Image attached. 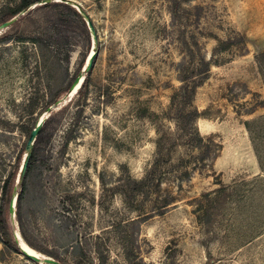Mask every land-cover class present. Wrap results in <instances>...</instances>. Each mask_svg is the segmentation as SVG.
<instances>
[{
  "label": "rangeland",
  "instance_id": "1",
  "mask_svg": "<svg viewBox=\"0 0 264 264\" xmlns=\"http://www.w3.org/2000/svg\"><path fill=\"white\" fill-rule=\"evenodd\" d=\"M74 1L97 42L64 0L0 32V206L7 183L10 201L21 192L30 129L46 114L0 264H52L26 256L17 232L63 264H264V0ZM16 2L0 0V20ZM235 36L187 107L202 113L198 146L172 100L180 65ZM161 137L157 179L138 185Z\"/></svg>",
  "mask_w": 264,
  "mask_h": 264
},
{
  "label": "trees",
  "instance_id": "2",
  "mask_svg": "<svg viewBox=\"0 0 264 264\" xmlns=\"http://www.w3.org/2000/svg\"><path fill=\"white\" fill-rule=\"evenodd\" d=\"M41 1L43 0H17V2L14 5L6 7L0 22H5L7 20H10L11 18L19 15L21 12L28 10L31 6L36 5L38 2ZM47 4L49 3H46V5ZM244 39L245 38L243 36H235L229 39L228 41L217 38L218 45L214 48V52L211 58L208 59L207 56L203 54V52H201L200 49L198 54L193 52H192L193 54L191 53L193 57L192 64H188V62H182L180 65L179 71H180V79L182 85L179 91L173 95L172 100H173V104H175L176 102L180 104V106L177 107V116L178 119L181 121L182 129L185 132H188L192 136L193 142L198 146H201L205 139V137L201 135L196 125V122L199 119V117L202 115V113L201 111H199L197 107H193L189 109L187 107L193 104V101L196 96L197 88L202 85V83L208 77L212 65L215 62H217L215 58L217 53L219 51L221 52L223 50H227L232 44H235V41H243ZM185 44L187 49H192V46L189 45L187 42H185ZM196 45L199 48L201 47L198 41L196 42ZM257 60L260 66L261 73L264 77V51L258 55ZM87 81H88V76L85 77L84 83L80 89L86 86ZM56 102H57L56 99L47 102L45 110H48L49 106L55 104ZM34 127L35 126H33L32 129H30V133ZM41 134H42V130L40 131L37 137L35 147L27 168L26 175L31 171L32 166L36 160L39 150V144L41 140ZM164 139H165L164 137H161L157 140L158 157L154 161L153 168L147 171L145 178L141 182H138V185H140L141 183L143 184L148 183L150 186V183H153L155 179H157L158 166L164 156L163 153ZM26 175L24 180L21 182V192L18 194V202H17V206L19 207L18 214H20V208L23 202V192L26 188ZM9 190H10V183H7L5 185L2 205L0 206V234L2 236L3 242L9 247L15 249L16 245L13 243V240L9 234L7 220H6V214H7L6 212L7 210H9L10 202H11L9 197Z\"/></svg>",
  "mask_w": 264,
  "mask_h": 264
},
{
  "label": "water",
  "instance_id": "3",
  "mask_svg": "<svg viewBox=\"0 0 264 264\" xmlns=\"http://www.w3.org/2000/svg\"><path fill=\"white\" fill-rule=\"evenodd\" d=\"M49 1H51V0H43L42 2L43 3H47ZM64 1L67 2V3L72 4V6L76 7L84 15V17L87 19V22H88V25H89V27L91 29V32L94 35V40L97 42V35H96V31H95L93 22L91 21L89 16L83 11L82 5L79 2H76L74 0H64ZM16 19H17V16L11 18L10 20H7V21L1 23L0 24V32L5 30L6 28L10 27L14 23V21ZM95 55H96V52H93L91 54L90 59H89V61L87 63V66H86V70L87 71H89L91 69V67L93 65V61H94ZM85 77H86L85 75L83 77V74L79 75L75 79V81H74V83H73V85L71 87V90L74 88V86L76 84H78L81 81V79H82V82H83L85 80ZM71 90H70V92H71ZM49 109H51V107H49L48 110ZM45 117H46V114L42 115L38 119L35 127L33 128V130L31 131V133H30V135L28 137V140H27V143H26V146H25V151L26 152H25V155L23 157L22 165H21L20 172H19V178H18V182L19 183H21L24 180V178H25V175H26V172H27V168H28V165H29V162H30V159H31L34 147H35V143H36L37 137H38V135H39V133H40L42 127H43V124H44V121H45ZM17 202H18V195H16V197H14L11 200V202H10V207H9L10 213H12V214L16 213L15 212L16 211L15 208L17 206ZM15 236H16V243L18 244L19 248L21 249V251L26 256H28V257H30V258L34 259L35 261H38V262L44 261V262H48V263H52V264H63L61 261L55 260V259H53L51 257L40 256V255H37V254L29 253L28 251L23 249L22 245L19 242L17 233H15Z\"/></svg>",
  "mask_w": 264,
  "mask_h": 264
},
{
  "label": "bare ground",
  "instance_id": "4",
  "mask_svg": "<svg viewBox=\"0 0 264 264\" xmlns=\"http://www.w3.org/2000/svg\"><path fill=\"white\" fill-rule=\"evenodd\" d=\"M91 56V55H90ZM90 56H89V59H90ZM88 59V61H89ZM83 77H84V74H83ZM84 82V81H83ZM82 82V79L81 81L76 84L74 86V88L71 90L70 92V96L73 97L76 93H78L79 91V88L82 86L83 84ZM17 235H18V239H19V242L20 244L22 245L23 249H25L26 251H28L29 253H32V254H37V255H40V256H44L43 254H41L40 252H38L37 250L33 249L31 246H29V244H27L21 237V235L19 234V232H17Z\"/></svg>",
  "mask_w": 264,
  "mask_h": 264
}]
</instances>
